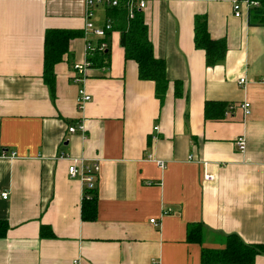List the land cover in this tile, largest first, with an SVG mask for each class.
<instances>
[{
	"label": "crops",
	"instance_id": "crops-1",
	"mask_svg": "<svg viewBox=\"0 0 264 264\" xmlns=\"http://www.w3.org/2000/svg\"><path fill=\"white\" fill-rule=\"evenodd\" d=\"M234 1H147L143 19L169 80L160 101L112 21L108 63L73 81L86 59L83 0H0V264H202V248L223 247L229 234L264 244V24L250 10L235 16ZM107 9L93 8L95 25ZM197 17L225 40L215 65L195 46ZM47 30L77 33L54 65V92L42 78ZM81 85L91 99L79 105ZM72 158L100 166L91 221ZM189 227L200 242L187 239Z\"/></svg>",
	"mask_w": 264,
	"mask_h": 264
},
{
	"label": "trees",
	"instance_id": "trees-1",
	"mask_svg": "<svg viewBox=\"0 0 264 264\" xmlns=\"http://www.w3.org/2000/svg\"><path fill=\"white\" fill-rule=\"evenodd\" d=\"M259 6L250 8L252 23L264 24V0H257ZM108 18L115 22L116 29L121 35V45L126 59H132L137 64L138 77L141 80H151L155 84V96L162 101L169 84L166 77L165 62L153 54V46L149 39L148 26L144 22L142 10H134L132 18L128 17L125 7H108ZM77 33L71 30H47L45 33V49L42 78L44 83L54 92L55 72L54 65L62 59L66 50V43ZM194 43L197 48L203 49L207 66L218 63L225 54L226 43L224 39H212L206 24L205 17H197L194 25ZM64 50V51H63ZM88 59L91 65L102 66L108 63L109 50L95 51ZM175 81V95L179 92ZM208 103L206 109L208 107ZM82 203V218L94 220L96 217V196L93 189H84ZM4 222L0 221V224ZM6 224L2 225L0 234H4ZM201 230L189 227L187 239L200 242ZM264 254V244L248 243L236 234L226 236L221 248H202V264H250L257 255Z\"/></svg>",
	"mask_w": 264,
	"mask_h": 264
},
{
	"label": "built area",
	"instance_id": "built-area-1",
	"mask_svg": "<svg viewBox=\"0 0 264 264\" xmlns=\"http://www.w3.org/2000/svg\"><path fill=\"white\" fill-rule=\"evenodd\" d=\"M148 0H83L84 2V34L86 36L85 42V53L86 59L81 63L74 64V75L73 81L75 83H82L85 79L87 68L91 66V62L88 59L95 51L102 52L107 48L105 43L106 36L108 32L112 30L111 21L108 19L104 23V25L99 26L95 25L92 21V10L94 7L98 5H105L106 7H118L124 6L127 10V14L129 18H132L134 15V10H143L147 5ZM259 6V2L257 0H235L233 4V13L235 16L240 17L245 14V11L249 10L252 7ZM91 36L96 37V41H92ZM236 83L240 86H246L247 79L245 76L241 75L236 78ZM78 103L82 105L84 102H87L91 99V96L86 93L83 85L78 89ZM240 108L243 110V115H248L250 110V103L248 101H243L239 104ZM234 105H229L228 109H232ZM227 111L226 113H228ZM77 129L84 131L85 127L83 123L73 126H68V131L73 133ZM235 144L240 151H244L246 147V140L244 136H238L235 140ZM63 156V155H62ZM156 163L159 167H165V162L163 160H156ZM264 169V164H263ZM100 170L99 163L93 162L91 165H88L84 162L83 158H72L71 163L68 166V173L70 177L78 178L83 183L84 189H93L95 186V177ZM204 178L206 180H212L214 175L205 173ZM3 198L7 197L6 193L2 194ZM169 210H163V214L167 213ZM152 223H157L155 219L150 220ZM155 263V262H154Z\"/></svg>",
	"mask_w": 264,
	"mask_h": 264
}]
</instances>
